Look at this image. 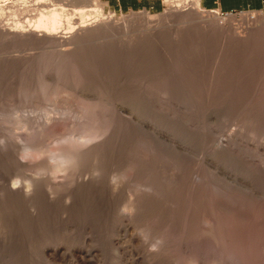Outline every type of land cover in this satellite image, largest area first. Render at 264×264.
Wrapping results in <instances>:
<instances>
[{
    "label": "rangeland",
    "instance_id": "obj_1",
    "mask_svg": "<svg viewBox=\"0 0 264 264\" xmlns=\"http://www.w3.org/2000/svg\"><path fill=\"white\" fill-rule=\"evenodd\" d=\"M101 1L121 24L78 46L0 30V133L14 144L0 156V174L20 189L33 179L38 190L27 197L0 188V264H264V10L191 6L173 16L171 0L158 10ZM32 144L42 155H20ZM94 144L103 161L89 157L77 168L75 180L85 183H76L74 202L67 184L52 199L48 183L65 180L50 170L56 152ZM144 182L154 185L152 196ZM130 191L142 199L138 212L122 207ZM124 228L117 255L112 238ZM85 235L92 241L83 244ZM85 244L96 251L90 261L79 258ZM45 245H61V253L42 255Z\"/></svg>",
    "mask_w": 264,
    "mask_h": 264
},
{
    "label": "bare ground",
    "instance_id": "obj_2",
    "mask_svg": "<svg viewBox=\"0 0 264 264\" xmlns=\"http://www.w3.org/2000/svg\"><path fill=\"white\" fill-rule=\"evenodd\" d=\"M66 5H69V6H71V8H69V6H67L68 8H66ZM191 6H193V7H195V8H192L193 9V11L192 12H194V9H196L197 11H199V9H201L199 6H200V2H199V0H171V8H170V13L171 14H173V16H177V15H181V13H183L184 14V12H185V10L186 11H188L189 10V8L191 7ZM196 12V11H195ZM147 13V15H150L151 17H152V15L149 13V12H146ZM188 13V12H187ZM26 16H28L29 18H26ZM31 16V17H30ZM187 16V15H186ZM34 17H36V20L32 23V21H31V18H34ZM119 17V16H118ZM181 17V16H180ZM152 18H154V17H152ZM121 19V18H120ZM120 19L119 18H117L116 16H115V13L113 14V12H111V13H106V10H105V4H103L102 3V1L101 0H0V30H2V31H4V33L5 34H7L8 36H12V37H14V38H16V39H24V41H25V39H28V40H34V41H36V42H34V41H32V42H34L35 44L39 41V42H41V43H44V44H46V45H49V46H52V45H54L55 43L57 44V42H61L60 44L61 45H63V47L65 46V45H67V44H70V43H72V42H75L74 44H76L77 43V46L79 45V44H81V43H83V42H87L88 40H91V38L95 35V34H97V33H99V32H102V31H104V30H107V29H109L110 27H112V26H115V25H117V24H121V22H120ZM33 20V19H32ZM122 20V19H121ZM64 21H66L67 23H68V26L69 27H67V28H70L72 31H67L68 29H64L63 27H65L64 26ZM79 22V23H78ZM120 22V23H119ZM66 23V24H67ZM74 23H78V26L76 25H74ZM118 25V26H119ZM65 31H64V30ZM1 33V32H0ZM3 33V32H2ZM1 33V34H2ZM5 34H4V36H5ZM3 36V37H4ZM12 37H10V39H12ZM6 38V37H5ZM8 38V37H7ZM15 39V40H16ZM19 41V40H18ZM21 41V40H20ZM27 42V41H26ZM29 42V41H28ZM38 42V43H39ZM41 43H39V45H41ZM44 44H42V45H44ZM56 44L54 45V46H56ZM59 44V43H58ZM57 44V45H58ZM73 44V45H74ZM45 46V45H44ZM68 46V45H67ZM43 47V46H42ZM48 47V46H47ZM51 48V47H50ZM58 48V47H57ZM60 48V47H59ZM58 48V49H59ZM65 48V47H64ZM68 48H70V47H66V50L68 49ZM76 48V47H75ZM79 48V47H78ZM56 49V47L54 48V50ZM71 49V48H70ZM57 50V49H56ZM64 50V49H63ZM65 50V51H66ZM75 50V49H74ZM52 51V50H51ZM67 52V51H66ZM76 52H74V54H75ZM63 55V54H62ZM65 55V54H64ZM69 55V54H68ZM86 105H84V107H85ZM83 107V108H84ZM87 108H89V106H87ZM95 108H96V106H95ZM85 109H86V107H85ZM84 110V109H83ZM89 110H91V109H89ZM85 111V110H84ZM92 111H93V109H92ZM95 113H96V111H94ZM102 112V111H101ZM91 114H92V112H91ZM104 114V113H103ZM106 114V113H105ZM80 115H82V114H80ZM94 115V114H93ZM92 115V116H93ZM111 115V114H110ZM83 116V115H82ZM81 116V117H82ZM107 116H109V115H107ZM90 117V116H89ZM102 117V116H101ZM113 117V116H112ZM49 118V117H48ZM94 118V117H93ZM98 118V117H97ZM52 119V118H51ZM55 119V118H54ZM108 119H109V117H108ZM111 119V118H110ZM109 119V120H110ZM115 119V118H114ZM86 120V119H85ZM95 120H96V118H95ZM95 120H94V122H95ZM108 120V121H109ZM113 120V119H112ZM101 121V120H100ZM99 121V122H100ZM50 122V121H49ZM92 122V121H91ZM56 123V122H55ZM93 123V122H92ZM110 123H112L111 121H110ZM142 123V125L143 126H146V127H150V126H148V123H146V122H141ZM87 124V123H86ZM90 125V124H89ZM94 125V124H93ZM92 125V126H93ZM101 125H102V123H101ZM111 125H113V124H111ZM48 126V125H47ZM92 126L90 125L89 127H91L92 128ZM104 126V125H103ZM108 125H106V127H107ZM46 127V126H45ZM50 127H52L51 125H50ZM84 127H86V126H84ZM94 127V126H93ZM97 127V126H96ZM100 127V126H99ZM111 127V126H110ZM114 127V126H113ZM150 128H152V129H154L155 130V133L158 135H161L162 137H160L162 140H165L166 141V139L168 138L167 136H166V134H162V132H160V131H158L156 128H154V127H150ZM47 129V128H46ZM51 129H54V128H51ZM86 129H88V128H83V130H85L86 131ZM97 129V128H96ZM100 129V128H99ZM105 129V128H104ZM109 128L107 127V130H108ZM113 129V128H112ZM94 130V129H93ZM91 131V130H90ZM96 131H98V130H96ZM100 131H103V130H100ZM116 131V130H115ZM55 132V131H54ZM94 132V131H93ZM99 132V131H98ZM98 132L96 133H94V134H88V136L86 137L87 138V140H95L96 139V137H99L98 135ZM109 132V131H108ZM108 132H105V133H108ZM51 133V132H50ZM105 133H102V134H105ZM6 134V133H5ZM84 134V133H83ZM101 134V135H102ZM10 135V134H9ZM8 135V136H9ZM53 135H55V134H53ZM80 135V134H79ZM85 135V134H84ZM84 135H82L83 137H84ZM1 133H0V138H1ZM8 136H7V134H6V136L5 135H3L2 136V138L4 137H6L5 139L7 140H5L6 142H5V144L3 145H1L0 144V156L1 157H3L4 155H10V153H12V151H13V141H12V139L11 138H8ZM74 136V135H73ZM77 136V135H76ZM10 137V136H9ZM155 137H157V136H155ZM164 137V138H163ZM4 138H3V140H4ZM66 138V137H65ZM80 138V137H79ZM101 138V137H100ZM102 138H103V136H102ZM107 138V137H106ZM113 138H114V136H113ZM11 139V140H10ZM81 139V138H80ZM157 139H158V137H157ZM74 140V139H73ZM98 140H100V139H98ZM111 140H113V139H111ZM159 140V139H158ZM76 141V140H75ZM104 141V140H103ZM102 141V142H103ZM106 141V140H105ZM104 141V142H105ZM81 142V141H80ZM86 142V141H85ZM94 141H92V143H93ZM100 142V141H99ZM101 142V144H104V143H102ZM15 143V142H14ZM62 143V142H61ZM73 143V142H72ZM77 143V142H76ZM75 143V144H76ZM83 143H84V140H83ZM91 143V144H92ZM67 144V143H66ZM81 144H82V142H81ZM101 144H99L98 145V147L101 145ZM108 144V143H107ZM70 145V144H69ZM77 145V144H76ZM78 145H79V143H78ZM83 145H85V143L83 144ZM97 145V144H96ZM95 144H94V146H92V145H90L92 148H89L88 146V148H86L85 146H84V148H78L77 149V147H76V149H73V148H64L63 150L61 149V151L59 152H56L55 154V158L54 159H56L57 161L53 164L52 163V168L50 169V167H48L51 171H53V173H54V176H56V174L57 173H59V172H64V174H65V180L64 181H61V180H63V179H59L58 181H57V179H55L54 180V182H52L51 184H50V182L48 183V188H49V186H50V197L53 199V197H54V195H56V193H57V190H56V187L57 186H59L61 189H62V193H63V191H64V188H65V186L64 187H61V185L63 184V185H70L71 186V188H68V189H70V191L68 190V191H66L67 192V194H66V196H67V200L66 201H68V203L70 204V203H73L74 202V197H75V190H76V187L77 186H79L78 184H83L84 185V179H81V180H78V178H76L77 180H75V171H78V170H80L81 171V169H83L84 168V165H85V160H88V159H86V158H91V157H95V158H91V159H96V158H98V157H101V155H102V151L100 150L99 151V149H101V147L99 148V149H97L96 148V150L93 148V147H97ZM106 145V144H105ZM48 146V145H47ZM75 146V145H74ZM64 147V146H63ZM106 147V146H105ZM50 148V147H49ZM75 148V147H74ZM103 148V147H102ZM17 150H18V148H16ZM24 149V148H23ZM55 149V148H54ZM92 149H94V151H92ZM21 150V149H20ZM103 151H104V149H102ZM56 151V150H55ZM14 152V151H13ZM16 152V151H15ZM22 152V151H21ZM20 151H19V153H20V155H22L24 158H29V157H38V156H40V155H42V153L44 152V148L43 147H41V146H38V145H34V144H32V145H30V146H28L25 150H23V152L21 153ZM52 152V151H51ZM54 152V151H53ZM17 153V152H16ZM46 153V152H45ZM48 153V152H47ZM104 153V152H103ZM105 154V153H104ZM50 156V155H49ZM104 156V155H103ZM5 157V156H4ZM22 157V158H23ZM48 157V156H47ZM99 159V158H98ZM102 159H103V157H102ZM12 160H13V157H12ZM51 160V159H50ZM100 160V159H99ZM98 160V161H99ZM9 161V160H8ZM16 161H18V160H16ZM22 161V160H21ZM20 161V162H21ZM92 161V160H91ZM96 161V160H95ZM94 161V162H95ZM98 161H96L97 163H98ZM103 161V160H102ZM102 161H99V163H101ZM10 162V161H9ZM14 162V161H13ZM19 162V161H18ZM17 162V163H18ZM88 162V161H87ZM26 163V162H25ZM28 163V162H27ZM39 163V162H38ZM42 163V162H41ZM83 163V164H82ZM19 164H22V162L21 163H19ZM24 164V163H23ZM31 164H32V162H31ZM43 164V163H42ZM81 164H82V166H83V168H81L82 166H81ZM26 165H29V164H26ZM98 165V164H97ZM103 165V164H102ZM101 164H100V166L101 167H105L106 165H104V166H102ZM133 165V164H132ZM20 166V165H19ZM21 166H23V165H21ZM31 166V165H30ZM44 166L45 165H43V169H45L44 168ZM81 166V167H80ZM139 166V165H138ZM24 167H26L25 165H24ZM33 167V166H32ZM38 167V166H37ZM81 168V169H78L77 170V168ZM136 167H137V165H136ZM39 168H41V166L40 167H38V169ZM41 168V169H42ZM99 168L100 167H98V166H96V170H94V172L93 173H95V171H97V174L96 175H98L99 173H103V172H101L102 170H104L103 168H102V170L100 171L99 170ZM37 169V170H38ZM42 169V170H43ZM129 169V168H128ZM134 169V168H133ZM84 170V169H83ZM83 170H82V172H83ZM120 170V169H119ZM124 170V169H123ZM135 170H138V169H135ZM44 171V170H43ZM85 171H87V170H85ZM98 171H100V172H98ZM111 171V170H110ZM39 172H40V169H39ZM47 172V171H46ZM82 172H81V176H79L80 175V173H79V175L77 176L76 175V177H79V179L82 177ZM112 172V171H111ZM130 172H131V170H130ZM137 172V171H136ZM117 173V172H116ZM9 173H7L6 175L8 176V177H10L9 175H8ZM87 174V173H86ZM90 174V173H89ZM112 174V173H111ZM120 174V173H119ZM128 174V173H127ZM132 174H137V173H132ZM5 175V173H3V174H0V179L3 181V183L2 182H0V188L3 186L4 187V189H6V191L9 193V194H23L24 196H27L28 197V195H31L30 193H32V192H34V191H32V190H34L35 189V191L37 192L38 190H36V188H34V186H36V183L37 182H35V181H33V179H32V181H31V179L29 180V182H28V180H27V184H26V182H25V186L23 185V187L24 188H22V189H20V188H17V181H18V179L17 180H14L13 178V181L11 180V177L10 178H8L7 176ZM36 175V174H35ZM83 175H84V173H83ZM88 175V174H87ZM86 175V176H87ZM100 175V174H99ZM113 175V174H112ZM125 175H126V173H125ZM130 175H131V173H130ZM85 176V175H84ZM91 176V175H90ZM93 176H95L94 174H92V177ZM101 176V175H100ZM115 176V175H114ZM36 177V176H35ZM52 177V176H51ZM61 178L63 177V176H60ZM88 177H89V175H88ZM98 177V176H97ZM97 177H94V179L95 178H97ZM103 177V176H102ZM101 177V178H102ZM111 177V176H110ZM49 178V177H48ZM54 178V177H53ZM52 178V179H53ZM116 178V177H115ZM115 178H113V179H115ZM37 180H38V178H36ZM51 179V180H52ZM88 178L86 177V180H87ZM89 179H91V177H89ZM110 179V178H109ZM120 179V178H119ZM0 180V181H1ZM35 180V179H34ZM47 180H49V179H47ZM46 180V181H47ZM121 180V179H120ZM39 182L41 181L40 179L38 180ZM53 181V180H52ZM77 181V182H76ZM91 181L92 180H90L89 182L91 183ZM100 181V180H99ZM106 181V180H105ZM122 181V180H121ZM131 181V180H130ZM137 181V180H136ZM141 181V180H140ZM45 182V181H44ZM48 182V181H47ZM87 182H88V180H87ZM86 182V183H87ZM96 182V181H95ZM112 182V181H111ZM117 181L115 180V183H114V181H113V184L114 185H112V186H116L117 184L119 185V187H120V189H121V186H120V182L118 183H116ZM171 182V181H170ZM21 183V182H20ZM76 183H78V184H76ZM90 183H88V184H90ZM97 183V182H96ZM96 183H95V186H96ZM108 183V182H107ZM152 183H153V181H152ZM152 183H149V182H144V183H142V186H143V188H145V190L146 191H149V193H146V194H148V195H151V194H154V192H152V191H154V185L152 184ZM155 183V182H154ZM40 185H41V182L39 183ZM76 184V185H75ZM116 184V185H115ZM169 184V183H168ZM20 185V184H19ZM22 185V184H21ZM40 185L38 186V187H40ZM75 185V186H74ZM86 185V184H85ZM91 185H92V183H91ZM117 185V186H118ZM140 185H141V183H140ZM42 186V185H41ZM46 186V185H45ZM87 186V185H86ZM89 186V185H88ZM97 186H98V183H97ZM104 186V185H103ZM116 186V187H117ZM155 186H157L156 185V183H155ZM170 186V185H169ZM90 187H93V186H90ZM111 187V186H110ZM113 187V188H114ZM115 187V188H116ZM134 187V186H133ZM34 188V189H33ZM60 188H58V189H60ZM84 186H83V190H84ZM87 188V187H86ZM98 188V187H97ZM107 188H109V187H107ZM114 188V189H115ZM118 188V187H117ZM40 189V188H39ZM45 189V188H44ZM77 189H78V187H77ZM80 189V188H79ZM90 188L88 187V190H89ZM112 189V188H111ZM169 189V188H168ZM42 190V192H43V189H41ZM81 191V192H84V191ZM86 190V189H85ZM91 190H93V189H91ZM117 190V189H116ZM115 190V191H116ZM144 190V189H143ZM144 190V191H145ZM2 191L3 192H5V190H3L2 189ZM1 191V192H2ZM32 191V192H31ZM58 191H60V190H58ZM80 190H78V192H79ZM87 191V190H86ZM94 191H96V193H97V190L95 189ZM109 191V190H108ZM112 191H113V189H112ZM115 191H113V193L115 192ZM133 191H134V189H133ZM139 191V190H138ZM157 191V190H156ZM155 191V193H157ZM46 192V191H45ZM77 192V193H78ZM90 192V191H89ZM93 192V191H92ZM92 192H90V194L92 193ZM106 192V191H105ZM116 192H118V190L116 191ZM115 192V193H116ZM131 192V191H130ZM135 192V191H134ZM152 192V193H151ZM52 193H53V197H52ZM55 193V194H54ZM60 193V192H59ZM94 193V192H93ZM5 194V193H4ZM11 194V195H12ZM20 194V195H21ZM79 194V193H78ZM87 193H85V195H86ZM106 194V193H105ZM104 194V195H105ZM108 194V193H107ZM110 194V193H109ZM133 194L134 193H132L131 192V201L128 203L127 202V204L126 203H124V205L122 206L123 207V209L125 210H134L133 212H138V204H140V202H142L140 199H138L137 200V198L135 199L134 198V196H133ZM146 194H144L145 196H146ZM23 195H22V197H23ZM32 195H33V193H32ZM97 195V194H96ZM134 195H137V193L136 194H134ZM140 194H138V196H139ZM43 196H45V195H43ZM57 196V195H56ZM79 196H81V194L79 195ZM91 196V195H90ZM90 196H89V198H90ZM98 196V195H97ZM114 196V195H113ZM152 196V195H151ZM150 196V197H151ZM82 197H84L83 195H82ZM82 197H80V198H82ZM92 197V196H91ZM96 197V196H95ZM94 197V198H95ZM107 197V196H106ZM141 197L143 198V196L141 195ZM24 198V197H23ZM30 198V197H29ZM50 198V199H51ZM87 198V197H86ZM93 198V197H92ZM99 198V197H98ZM100 198H101V196H100ZM145 198V197H144ZM143 198V199H144ZM28 199V198H27ZM43 199V198H42ZM85 199V198H84ZM29 200V199H28ZM31 200H33L34 201V198L33 199H31ZM30 200V201H31ZM76 200V199H75ZM79 200V199H78ZM117 200H118V197H117ZM130 200V199H129ZM49 201V200H48ZM52 201V200H51ZM54 201V200H53ZM66 201H64V202H66ZM104 201V200H103ZM112 201V200H111ZM138 201H139V203H138ZM28 202V201H27ZM43 202V201H42ZM87 202V201H86ZM121 202V201H120ZM126 202V201H125ZM29 203V202H28ZM44 203H46V202H44ZM50 203V202H49ZM56 203V202H55ZM67 204V203H66ZM68 204V205H69ZM94 204V203H93ZM114 204V203H113ZM121 204V203H120ZM31 205H33L34 206V204L32 203ZM50 205V204H49ZM72 205V204H71ZM85 205V204H84ZM105 205H106V203H105ZM117 205V204H116ZM122 205V204H121ZM41 207V206H40ZM116 207V206H115ZM121 207V206H120ZM34 208V207H33ZM39 209V208H38ZM109 209V208H108ZM113 209V208H112ZM36 210V209H35ZM119 210H121V209H119ZM123 210V211H124ZM39 211V210H38ZM116 211V210H115ZM132 212V213H133ZM118 227H121V226H118ZM123 227V226H122ZM125 227V226H124ZM122 231H127L125 228L124 229H118V235L116 236V237H114V238H112V244H114V247H115V249H116V253H117V255L118 254H120L119 252H121V249H122V247L120 246V245H122L121 243L123 242V239H124V236H121V232ZM93 238V237H92ZM92 238H90L88 235H85L84 237H83V240H82V242H83V244L84 243H87V242H89L90 240L92 241ZM129 239L131 240V241H133L135 238H134V236H131V237H129ZM160 241V240H159ZM162 242V241H161ZM90 244V243H89ZM88 245V244H87ZM91 245V244H90ZM90 245H88V247L90 246ZM61 245H56V246H54V247H51V246H49V245H45L44 247H43V250L42 251H44L43 253L44 254H42V255H50L49 257H51V259L53 258V259H55L54 257H56V256H58L59 255V252H60V250L62 249L61 247H60ZM85 247H86V244L84 245ZM83 247V246H82ZM91 247V246H90ZM156 247V246H155ZM124 248V247H123ZM86 249H87V247H86ZM49 251H52V252H49ZM63 251V250H62ZM82 251V250H81ZM94 247H91V248H88L84 253H83V255H81V253H80V255H81V257H79V258H82V259H88V258H90L92 255H94ZM122 251H123V249H122ZM125 251V250H124ZM96 252V251H95ZM61 253V252H60ZM123 253V252H122ZM76 254H78V253H76ZM79 255V256H80ZM153 255V254H152ZM96 257V256H95ZM75 257H73V259H74ZM77 258L78 257H76V260H77ZM155 258V257H154ZM75 260V259H74ZM89 260V259H88ZM87 260V261H88ZM90 260H91V258H90ZM89 260V261H90ZM82 261V260H81ZM86 261V260H85ZM198 262V261H197ZM216 262V261H215ZM132 264V263H131ZM194 264H195V261H194Z\"/></svg>",
    "mask_w": 264,
    "mask_h": 264
},
{
    "label": "crops",
    "instance_id": "obj_3",
    "mask_svg": "<svg viewBox=\"0 0 264 264\" xmlns=\"http://www.w3.org/2000/svg\"><path fill=\"white\" fill-rule=\"evenodd\" d=\"M110 7L119 10L161 9L163 0H106ZM206 10L224 12L240 10H264V0H199Z\"/></svg>",
    "mask_w": 264,
    "mask_h": 264
},
{
    "label": "built area",
    "instance_id": "obj_4",
    "mask_svg": "<svg viewBox=\"0 0 264 264\" xmlns=\"http://www.w3.org/2000/svg\"><path fill=\"white\" fill-rule=\"evenodd\" d=\"M234 11H232V12H225L226 14H229V13H233Z\"/></svg>",
    "mask_w": 264,
    "mask_h": 264
}]
</instances>
